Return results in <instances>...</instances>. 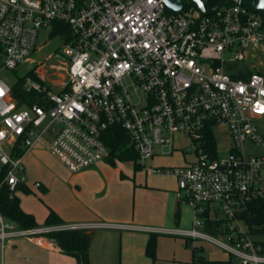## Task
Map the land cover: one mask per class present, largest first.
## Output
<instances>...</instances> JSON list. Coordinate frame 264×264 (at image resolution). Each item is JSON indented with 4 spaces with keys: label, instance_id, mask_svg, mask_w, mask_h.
<instances>
[{
    "label": "built area",
    "instance_id": "built-area-1",
    "mask_svg": "<svg viewBox=\"0 0 264 264\" xmlns=\"http://www.w3.org/2000/svg\"><path fill=\"white\" fill-rule=\"evenodd\" d=\"M201 1L210 9L219 0ZM262 12L244 0H227L209 14L193 0L177 10L165 0H0L2 181L25 185L23 155L40 143L77 172L109 156L103 141L109 127L126 132L139 159L151 158L158 146L172 152L174 136L185 135L191 144L182 150L191 160L150 167L173 175L180 200L193 208L189 228L167 232L192 248L210 242L239 264H264L240 216L248 202L264 197V135L255 121L264 116ZM54 22L70 33L57 55L67 66L56 68L55 79H45L42 62L13 82L1 76L30 57L39 30ZM20 81L35 95L31 104L21 105L13 93ZM215 128L228 144L222 152L216 143L205 145V133L214 137ZM208 220L217 223L214 232ZM100 225L24 228L0 211V247L19 238L42 246L53 229Z\"/></svg>",
    "mask_w": 264,
    "mask_h": 264
},
{
    "label": "crops",
    "instance_id": "crops-1",
    "mask_svg": "<svg viewBox=\"0 0 264 264\" xmlns=\"http://www.w3.org/2000/svg\"><path fill=\"white\" fill-rule=\"evenodd\" d=\"M167 150L168 148L158 146L150 159H160L162 155L172 153H166ZM189 160L184 157L182 164ZM23 162L25 186L30 193L16 191V195L25 196L23 201L19 197L20 206L25 212L33 215L38 225H43L49 209L53 210L63 223L101 224L94 227L89 245L90 264H147L145 246L149 234L181 229L178 225L182 201L173 175L168 174L174 179V185H165L159 180L154 182L158 176L152 172L149 180L147 175L144 181H138L136 178L137 184L133 188L134 202L130 204L125 191L109 194L108 179L106 184H101L89 178L99 172L106 173L113 169L108 157L74 174L76 190L71 198L67 197L64 189H60L62 184L59 179V174L70 171L47 149L46 144H37L25 152ZM36 181L40 182L39 187L35 186ZM54 187L59 190L56 197L52 195ZM30 197H38L43 201L35 200L34 204H29ZM45 240L42 246L26 238L9 242L3 250L0 247V264H77L76 259L64 254L53 240ZM184 241L188 245L185 238ZM197 248L202 249L203 244H198ZM194 258L192 256L189 264ZM198 261L199 259L196 262Z\"/></svg>",
    "mask_w": 264,
    "mask_h": 264
},
{
    "label": "rangeland",
    "instance_id": "rangeland-1",
    "mask_svg": "<svg viewBox=\"0 0 264 264\" xmlns=\"http://www.w3.org/2000/svg\"><path fill=\"white\" fill-rule=\"evenodd\" d=\"M65 42V34L52 35V27L41 28L37 38L36 50L16 70L5 71L1 74V76H4L8 82H13L17 77L24 76L36 64L42 62L45 64V67L43 68V70L46 72L45 79H55V76L53 75L55 72H57L56 68H64L67 66L65 58L57 57V55H61L65 50ZM61 73L63 74L64 72ZM52 85L53 84H51V86ZM52 87L54 90L59 89L57 85H53ZM255 121L259 131L264 135V116L257 118ZM222 134L223 133L220 132V130H216V128L214 129V137L219 152L226 150L228 145ZM190 144L191 139L188 136L177 134L173 138V147L177 148L173 149L172 153L162 155L160 159H139V162L142 164V167L139 170H134L132 161H120L116 159L114 160V164L109 163L110 166L113 167V169L109 170V172H99L93 177L89 176V178L92 181L97 180L101 184L102 182L106 184V180L108 179L109 187L107 191L109 194L125 191L128 196L129 203L133 204V188L134 185L137 184V180L135 181V179L137 178L138 181H144V178L147 175L149 180V176L153 175L149 171L151 166H175L177 164H182L184 157L187 160L192 159V154L183 152V150H181V148H184ZM247 146L249 147V145ZM81 170L77 172H72L69 170L71 173L69 172L59 174L60 183L62 184L60 189H64L65 194L69 198L73 197L75 192L74 190H76L74 174L80 172ZM157 176L158 177L154 179V182L159 180L165 185H174L175 183L174 179L166 173L157 174ZM58 193L59 190L54 187L52 190V195L56 197ZM19 197L22 201L25 198L23 194H19ZM35 200L37 202L43 201L38 197L34 199L30 197L28 202L29 204H34V202H36ZM181 205V218L178 226L181 229L189 228L193 219V208L187 202L182 201ZM158 232L159 233H156L155 259H152L145 254V260H147V264H189L193 256L192 245H187L184 241V238L178 236L177 234L167 231ZM261 239H264V237L261 236ZM201 244H203V248L198 250L196 253V255H199V261L196 262V264H203L201 260H230L231 264H239V261L236 257L223 251L218 246L207 241L201 242Z\"/></svg>",
    "mask_w": 264,
    "mask_h": 264
},
{
    "label": "trees",
    "instance_id": "trees-1",
    "mask_svg": "<svg viewBox=\"0 0 264 264\" xmlns=\"http://www.w3.org/2000/svg\"><path fill=\"white\" fill-rule=\"evenodd\" d=\"M264 16V11L262 12ZM53 34H65L66 41L70 38L68 27L60 22L53 23ZM23 81L18 82L13 93L19 103L31 104L35 101V95L22 90ZM205 145L208 149H213L215 142L210 130L204 136ZM103 141L109 147L108 161L114 164V160L132 161L134 170H139L142 167L139 162L138 153L132 148L129 143L126 132L119 126L109 127L103 134ZM4 167L0 166V211L1 213L16 222L20 227L30 228L38 226L32 214L25 212L20 206L19 197L16 191L30 193V190L24 184H16L13 188L6 182H3ZM240 216L248 225L250 233L256 238V242L261 245V251L264 252V197L248 202L242 210ZM216 224L208 220L206 224L207 230L214 232ZM43 225H68L63 223L59 216L51 209L46 216ZM94 228L83 227H62L56 228L46 233V236L52 239L60 250L74 257L77 264H90L89 261V245L93 237ZM156 233H150L146 246L145 254L152 259H155ZM198 248H192L193 257L199 256L195 254ZM194 258V260H195ZM203 264H231L230 260H201Z\"/></svg>",
    "mask_w": 264,
    "mask_h": 264
},
{
    "label": "water",
    "instance_id": "water-1",
    "mask_svg": "<svg viewBox=\"0 0 264 264\" xmlns=\"http://www.w3.org/2000/svg\"><path fill=\"white\" fill-rule=\"evenodd\" d=\"M197 6L200 7V9L204 13H212L214 12L220 5L225 3L227 0H219L212 8L205 9L203 2L201 0H193ZM165 3L172 9L177 10L181 7L182 0H165ZM244 3L248 6H250L252 9L257 11H264V0H244Z\"/></svg>",
    "mask_w": 264,
    "mask_h": 264
}]
</instances>
